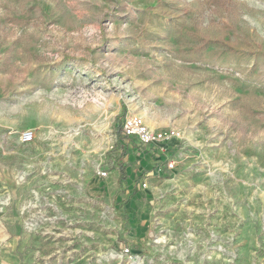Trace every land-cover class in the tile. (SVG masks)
<instances>
[{
  "label": "rangeland",
  "instance_id": "rangeland-1",
  "mask_svg": "<svg viewBox=\"0 0 264 264\" xmlns=\"http://www.w3.org/2000/svg\"><path fill=\"white\" fill-rule=\"evenodd\" d=\"M125 109L165 153L120 155ZM0 264H264V0H0Z\"/></svg>",
  "mask_w": 264,
  "mask_h": 264
},
{
  "label": "trees",
  "instance_id": "trees-1",
  "mask_svg": "<svg viewBox=\"0 0 264 264\" xmlns=\"http://www.w3.org/2000/svg\"><path fill=\"white\" fill-rule=\"evenodd\" d=\"M190 56L193 60H203L206 58H216V59H224L227 57L226 50L223 49V43L219 40H203L201 41L197 46L190 48ZM126 109L120 114L121 116H117L116 119V125H115V133L117 137V143L118 147L121 150V156H126L129 154V148L132 147L136 153L139 151L141 152V160L148 163L147 157L150 154L149 151L144 150V148L132 137H129L125 134L123 131L122 126V119L125 115ZM153 157L156 155V153L151 154ZM158 165L162 164V161H165L166 158L163 156H160L158 158ZM140 160V159H139ZM145 165V164H144ZM147 165V164H146ZM115 168L119 171V177H118V186L119 191L114 199V205L118 209V215L120 219L122 220V225L125 227L127 223L131 222V215L127 213L126 211H120L121 206L128 203L130 200H132L134 197L137 196L139 193V181L138 179L142 178L143 174L137 178L135 181L134 178H132L131 182L128 183V180H130L131 174L129 173V168L131 164L129 162L119 160V158L115 159L114 161ZM153 170V169H152ZM152 172L151 170L148 172ZM134 183V184H133ZM126 185L128 191L125 192L124 186ZM124 193V198L121 197V195ZM129 229L124 228V232H127ZM119 244H127V241L124 240L123 236H119L118 238Z\"/></svg>",
  "mask_w": 264,
  "mask_h": 264
},
{
  "label": "built area",
  "instance_id": "built-area-1",
  "mask_svg": "<svg viewBox=\"0 0 264 264\" xmlns=\"http://www.w3.org/2000/svg\"><path fill=\"white\" fill-rule=\"evenodd\" d=\"M122 126L125 134L135 139L143 148L162 150L163 153H165V149L162 148L161 143L176 134L174 130L157 133L146 124L140 114L134 112H129L124 116ZM34 138L35 133L33 130L24 131L21 135V141L23 143H30L34 140ZM156 153L158 152L156 151ZM99 175H105V172H99Z\"/></svg>",
  "mask_w": 264,
  "mask_h": 264
},
{
  "label": "crops",
  "instance_id": "crops-1",
  "mask_svg": "<svg viewBox=\"0 0 264 264\" xmlns=\"http://www.w3.org/2000/svg\"><path fill=\"white\" fill-rule=\"evenodd\" d=\"M130 149L132 150L133 148H132V147H130V148H129V150H130ZM133 150H134V149H133ZM144 150H147V151H149V152H150V154L148 155L149 157H147V160H148L149 158L151 159V158L153 157V156L151 155L152 153H156V151H155V150H151V149H147V148H144ZM137 155H138V157H140V156H141V152L139 151V152L137 153ZM154 157H156V158H157V157H158V155L156 154ZM140 160H141V157H140ZM123 161H124V160H123ZM140 163H141V161H140ZM142 166H144V167H145V165H142ZM116 169H117V168H116ZM118 172H119V171H118ZM118 177H119V175H118ZM117 183H118V179H117ZM133 184H134V183H133ZM139 187H140V185H139ZM124 188H125V192H126V191H128V189H127L126 185L124 186ZM139 192H140V191H139ZM137 196L139 197V193L137 194ZM137 196H136V197H134L133 199L137 198ZM133 199H132V200H133ZM132 200H130V201H132ZM130 219H131V222H129V223H132V224H133L134 222H136V221H137V219H138V218L131 217ZM141 222H143V221H140V223H141ZM127 224H128V223H127Z\"/></svg>",
  "mask_w": 264,
  "mask_h": 264
}]
</instances>
